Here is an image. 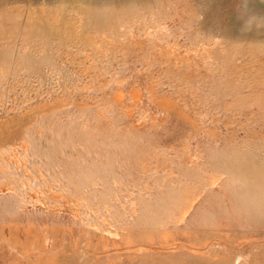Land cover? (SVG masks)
Masks as SVG:
<instances>
[{"label":"rangeland","instance_id":"rangeland-1","mask_svg":"<svg viewBox=\"0 0 264 264\" xmlns=\"http://www.w3.org/2000/svg\"><path fill=\"white\" fill-rule=\"evenodd\" d=\"M0 264H264V0H0Z\"/></svg>","mask_w":264,"mask_h":264}]
</instances>
